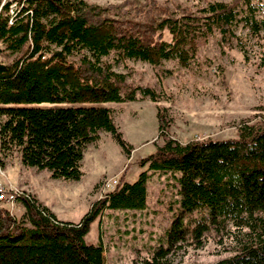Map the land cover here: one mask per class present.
Here are the masks:
<instances>
[{
    "label": "trees",
    "instance_id": "obj_1",
    "mask_svg": "<svg viewBox=\"0 0 264 264\" xmlns=\"http://www.w3.org/2000/svg\"><path fill=\"white\" fill-rule=\"evenodd\" d=\"M242 6L249 12L245 25L260 35L264 18L256 19L254 0H207L198 10H172L156 0L106 6L85 0H0V42L5 46L0 48L1 155L17 153L23 166L68 182L83 178L85 152L101 132L111 134L129 156L133 146L106 104L135 102L138 94L158 103L168 95L160 85L129 84L106 59L114 54L117 63L135 60L154 67L177 60L189 67L200 44L217 32L222 46L234 49ZM157 119L164 145L140 160L139 167L147 171L131 184L127 168L116 188L80 222L59 220L25 193L17 197L25 208L22 219L0 208V264H105L103 246L88 244L86 237L107 210L147 208L150 172L182 174V214L168 247L134 264H173L171 251L187 236L198 240L212 226L226 229L229 224L249 229L248 239L237 255L217 264H264V116L241 121L235 139L186 145L172 137L167 108H157ZM0 164L5 168L1 157ZM194 212L205 215L191 228L182 215Z\"/></svg>",
    "mask_w": 264,
    "mask_h": 264
},
{
    "label": "rangeland",
    "instance_id": "obj_2",
    "mask_svg": "<svg viewBox=\"0 0 264 264\" xmlns=\"http://www.w3.org/2000/svg\"><path fill=\"white\" fill-rule=\"evenodd\" d=\"M85 1L106 6L124 0ZM156 1L172 10L178 7L198 10L207 0ZM217 1L229 3L232 0ZM254 4L259 7L256 19H263L264 0H254ZM247 15L248 10L242 6L235 28L234 49L223 47L217 32L200 44L197 58L189 67L181 66L177 60L164 61L157 67L135 60L117 63L116 56L111 55L106 61L116 72L125 74L129 84L160 85L168 95L167 100L158 103L138 94L135 102L106 104L114 112L115 124L133 146L131 154L126 155L111 134L101 132L100 140L90 144L85 152L83 178L68 182L52 179L48 171L23 166L17 153L4 158L0 152L5 164V168L0 164V192L32 195L59 220L80 222L96 201L113 191L110 186L119 181L127 168V181L131 184L147 171L139 167L140 160L164 145L159 137L158 107L168 109L171 135L183 145L194 140L237 138L241 121L264 116V30L260 35L252 33L243 21ZM165 40L172 41L169 32H165ZM0 48H5L1 42ZM149 174L147 208L143 211L107 210L86 237L88 244L103 246L105 264H134L150 259L160 247H168L169 234L182 214L179 194L182 174ZM98 184L100 188L95 190ZM0 208L8 210L18 220L25 214L24 206L18 201H2ZM204 215L194 212L182 218L194 228ZM249 232L232 224L226 229L212 226L201 239L187 236L176 244L170 260L173 264H217L237 255Z\"/></svg>",
    "mask_w": 264,
    "mask_h": 264
},
{
    "label": "built area",
    "instance_id": "obj_3",
    "mask_svg": "<svg viewBox=\"0 0 264 264\" xmlns=\"http://www.w3.org/2000/svg\"><path fill=\"white\" fill-rule=\"evenodd\" d=\"M118 184V181H114L112 186L110 187H113L112 189L114 190L116 188ZM1 195H0V202L2 201H7V202H11V203H14L15 201H17V197L20 196L18 193H8V192H4V191H1L0 192Z\"/></svg>",
    "mask_w": 264,
    "mask_h": 264
}]
</instances>
